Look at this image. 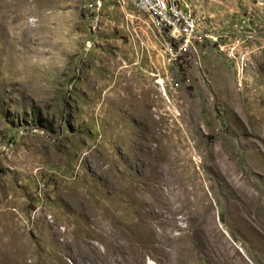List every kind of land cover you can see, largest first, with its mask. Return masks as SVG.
Segmentation results:
<instances>
[{"label": "rangeland", "instance_id": "374dc122", "mask_svg": "<svg viewBox=\"0 0 264 264\" xmlns=\"http://www.w3.org/2000/svg\"><path fill=\"white\" fill-rule=\"evenodd\" d=\"M184 1L0 0V264H264V0Z\"/></svg>", "mask_w": 264, "mask_h": 264}, {"label": "built area", "instance_id": "2783aa9c", "mask_svg": "<svg viewBox=\"0 0 264 264\" xmlns=\"http://www.w3.org/2000/svg\"><path fill=\"white\" fill-rule=\"evenodd\" d=\"M100 6V0H97ZM147 14L168 38L167 45L180 57L214 38L207 23L184 0H130Z\"/></svg>", "mask_w": 264, "mask_h": 264}, {"label": "bare ground", "instance_id": "6f19581e", "mask_svg": "<svg viewBox=\"0 0 264 264\" xmlns=\"http://www.w3.org/2000/svg\"><path fill=\"white\" fill-rule=\"evenodd\" d=\"M2 238V237H1ZM0 238V239H1ZM11 243V242H10ZM12 244V243H11ZM1 245V244H0ZM9 246H11V245H9ZM12 247V246H11ZM117 248V250H118V252L120 251V252H124V251H126L125 250V248L123 247V246H121L120 244L118 245V246H115V249ZM14 251V250H13ZM115 252H117V251H115ZM130 253V252H129ZM11 254V253H10ZM131 254V253H130ZM12 255V254H11ZM111 262L109 263V264H130L131 263V261H130V263L124 258V257H121V258H119V257H115V256H113V258L110 260Z\"/></svg>", "mask_w": 264, "mask_h": 264}]
</instances>
